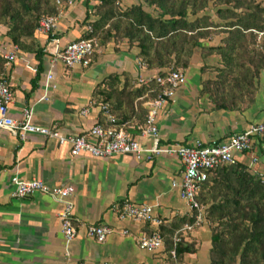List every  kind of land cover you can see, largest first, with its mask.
Instances as JSON below:
<instances>
[{"label":"crops","instance_id":"crops-1","mask_svg":"<svg viewBox=\"0 0 264 264\" xmlns=\"http://www.w3.org/2000/svg\"><path fill=\"white\" fill-rule=\"evenodd\" d=\"M138 2L121 0L120 4L125 8ZM94 3L90 1L87 5L86 0H72L71 5H59L55 31L49 34L36 31L31 51L11 44L4 35L6 28L0 26L1 55L9 50L16 53L15 60L6 68L13 92L8 112L13 119H21L24 108H31L35 124L56 128L63 134L87 135L95 123H107L100 108L101 103L107 102H101L95 90L110 74H118L120 84L125 75L137 86L138 75L158 73V69L138 68L139 49L135 43L98 34L88 66L66 67L60 61L51 62L53 52L84 37L87 23L97 18L93 14ZM247 3L252 5L242 6L236 12L245 17L253 12L256 21L264 23V0ZM86 13L89 18L84 22ZM227 29L219 27L218 32L202 39V46L194 48L188 66L182 69L184 83L156 118L161 145L225 140L252 123L264 121V66L256 78L254 101L248 105L216 108L203 88V82L215 79L217 70L224 65L219 53L204 50L217 46ZM242 32L255 33V47L264 51V46L259 45L264 30ZM37 48L41 50L40 57L35 54ZM48 72L52 74L49 84L54 87L46 88ZM44 94L46 99L42 98ZM147 101L143 102L145 109ZM84 109L86 113L82 114ZM126 111L125 123H121L124 130L143 146L150 145V138L142 136L139 128L146 110L139 114L131 108ZM235 157L250 171L260 173L264 169V142H256L251 151L235 153ZM182 172L183 164L175 155L159 154L149 160L136 159L132 154L72 155L68 144L60 145L52 138L28 134L25 140H20L7 130H0V264H164L169 262L165 242L169 238L173 243L183 241L195 248L184 253L180 263L209 264L210 237L206 222L182 223V218L193 215V210L181 199L179 188L172 186V182L181 181ZM13 176L22 180L39 179L52 186L74 187L71 200L77 230L70 242H65L61 232L60 202L41 192L24 198L13 197ZM124 202L151 206L152 213L161 221L159 249L148 251L138 246L139 239L150 234L153 225L118 218L115 207ZM91 224H106L112 233L97 242L86 235V227Z\"/></svg>","mask_w":264,"mask_h":264},{"label":"trees","instance_id":"trees-1","mask_svg":"<svg viewBox=\"0 0 264 264\" xmlns=\"http://www.w3.org/2000/svg\"><path fill=\"white\" fill-rule=\"evenodd\" d=\"M90 1L96 2L93 14L97 18L87 23L92 31H85L84 37L98 34L126 38L138 47L140 61L148 69H158L157 74L185 69L194 48L202 46V39L218 32L219 27L228 28L217 46L204 50L219 53L224 65L217 70L215 79L203 82V88L216 108L231 109L254 101L264 51L255 47V33L242 31L264 30V23L256 21L253 12L250 17L236 12L242 6L250 7L248 0H139L124 9L115 4L121 0H86V4ZM58 10L56 0H0V26L6 28L4 35L11 44L31 51L39 19L57 15ZM88 18L86 13L84 22ZM259 45L264 46V34ZM34 50L40 57V48ZM3 71L0 53V73ZM159 90L154 81L135 86L124 75L120 84L119 75L110 74L96 87L95 96L109 104L121 124L130 108L134 113H145L143 102L156 97ZM196 199L208 223L209 264H264V182L260 173L250 171L239 160L217 166L208 172ZM195 216L193 210V215L182 218V223H194ZM165 242L169 253H175L174 258L169 254V262L180 263L184 253L195 251L192 244L183 241L173 243L169 238Z\"/></svg>","mask_w":264,"mask_h":264},{"label":"built area","instance_id":"built-area-1","mask_svg":"<svg viewBox=\"0 0 264 264\" xmlns=\"http://www.w3.org/2000/svg\"><path fill=\"white\" fill-rule=\"evenodd\" d=\"M58 5L66 3L72 4V0H56ZM57 17L43 16L39 19L36 31L42 33H52L56 29ZM86 31L91 32L90 25L86 26ZM96 46V37L89 36L68 42L62 49L52 53L51 62L60 61L66 67L79 65L86 67L91 61ZM17 48V47H16ZM4 59V71L0 73V130L4 129L17 136L20 140H25L28 134H39L46 138H52L58 144H68L72 155L87 153L94 157H108L113 154H132L136 159H151L159 154H169L177 156L183 164V172L179 183L172 182L173 187L179 188V195L192 210L196 211L195 222L204 220V210L196 199V195L201 184L206 180L208 172L220 165L235 163V153L249 152L256 142L264 141V121L252 123L243 131L233 133L225 140L203 143L199 140L191 144L173 143L167 146L160 144V137L156 126V118L159 111L169 103L174 97L176 90L184 83L185 75L181 69H169L163 74L143 77L138 75L136 82L138 85L149 84L154 81L159 87L156 97L149 99L146 103V114L144 124L140 132L142 136L149 137L151 144L143 146L136 138L129 135L118 124L117 118L111 113L108 103H101L100 108L106 116V124L95 123L86 134H63L56 128L44 127L32 121V109L24 108L21 119H13L9 115V105L13 99V92L10 87L6 68L16 58V53L12 50L2 52ZM139 69H144L145 64L137 62ZM52 78L51 72L46 74V88L54 87L49 84ZM46 99V95L42 97ZM82 114L86 110L81 111ZM255 158H253V161ZM264 182V169L260 172ZM13 185L12 196L24 198L36 192L48 194L61 204L58 212L61 232L68 243L76 234L77 225L73 215L74 204L71 197L74 193L72 185L52 186L39 179L22 180L17 176L11 178ZM118 218L130 219L142 223H150L153 230L150 234L142 236L138 241V246L148 251H155L162 246L161 234L158 225L161 221L152 213L151 206L146 204H135L124 202L120 207H115ZM187 227V226H186ZM189 227V226H188ZM126 232V231H123ZM112 233V228L106 224H91L86 227V235L89 238L102 242ZM174 258V250L170 251ZM101 264H110L102 262ZM145 264V263H140ZM164 264H180L176 261Z\"/></svg>","mask_w":264,"mask_h":264},{"label":"rangeland","instance_id":"rangeland-1","mask_svg":"<svg viewBox=\"0 0 264 264\" xmlns=\"http://www.w3.org/2000/svg\"><path fill=\"white\" fill-rule=\"evenodd\" d=\"M120 2L121 1H118V2H116L115 4H116V6H118L120 9H124L123 7H122V5L120 4ZM95 35V37H96V34H94ZM205 221V220H204ZM206 222V221H205ZM206 225H207V229H208V232H209V228H208V223L206 222Z\"/></svg>","mask_w":264,"mask_h":264}]
</instances>
